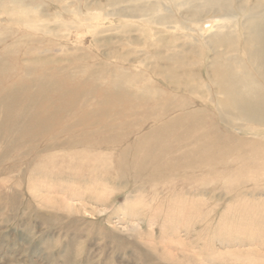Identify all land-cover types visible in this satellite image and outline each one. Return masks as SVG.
Here are the masks:
<instances>
[{
    "label": "rangeland",
    "instance_id": "1",
    "mask_svg": "<svg viewBox=\"0 0 264 264\" xmlns=\"http://www.w3.org/2000/svg\"><path fill=\"white\" fill-rule=\"evenodd\" d=\"M257 2L0 0V264H264V123L215 83ZM181 114L207 166L152 150Z\"/></svg>",
    "mask_w": 264,
    "mask_h": 264
},
{
    "label": "bare ground",
    "instance_id": "2",
    "mask_svg": "<svg viewBox=\"0 0 264 264\" xmlns=\"http://www.w3.org/2000/svg\"><path fill=\"white\" fill-rule=\"evenodd\" d=\"M217 7H219V5ZM259 8L260 9L264 8L263 0H258L257 5L255 4L253 8V10H257L255 13L256 15H253V17L249 18V21H248L249 25L246 26L248 27L247 28L248 33L246 35L247 39L245 40L246 46L245 45H244L245 47L243 46L245 48L244 50L250 54V57H249L250 63H252V65L255 66L254 67L255 77H253L254 75L250 77L249 76L246 77L244 72H242V74L245 77H241V75L237 76L236 73H234V70L233 72L231 71L233 68L232 66L231 70L230 68H228L218 73V75H216V78H215L216 81L215 80L214 81L218 87L216 89H220L223 92L229 93V99L228 101L225 99L226 101L223 103L225 108L223 109H228V110L237 109L242 114L244 113L246 114V115L245 114L242 115L243 117L247 116L249 117L250 120H254V122L257 121V122L264 123V103L260 101L259 99V97L262 96V92H261L262 90L258 88L260 87V85H259L258 79L256 78V76L259 75L262 80L264 79V11L263 13H261L262 11L258 10ZM223 9L225 10V12H227L228 10L226 8H223ZM214 28L215 29L217 28L216 25L212 27L210 31H214L215 30ZM210 31H205V32L209 33ZM229 31L231 32V30ZM216 37L218 38V36ZM225 37H228V32L223 36V38ZM215 43H218V44L221 43V38H218V40H215L214 44ZM230 46L228 45L227 47H230ZM189 116L190 115L188 114H181L178 117L173 118L169 122H167L164 126L166 129L164 128V130L161 131L162 134L164 136L167 135V137L165 138L162 135L160 140L153 142L155 145L153 144L151 146L152 150L158 148V146L160 145H163L164 147V150H162L163 154L159 153L160 155H162L161 157L166 156L167 153L168 154L174 153L179 160L182 158H187L189 160V158L193 159V158H196V156H198L201 161V165L207 166V162L209 160L208 156H211V153H212L211 148L214 147L213 141L208 140L209 137L204 139L202 135H195V136L193 135L195 134V132H199V133L202 132V134H204V131L206 129L205 127H203L202 124H199V122H196V121L192 122L191 124H186L185 121L188 119ZM172 126H176V127H173L174 128L173 130H175L174 133H176L174 136H175L177 147H174V146L171 147L166 144L170 136L173 135L169 132L171 131L170 127Z\"/></svg>",
    "mask_w": 264,
    "mask_h": 264
}]
</instances>
